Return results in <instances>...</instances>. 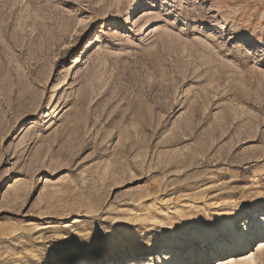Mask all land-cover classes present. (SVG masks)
I'll return each mask as SVG.
<instances>
[{"label": "rangeland", "instance_id": "obj_1", "mask_svg": "<svg viewBox=\"0 0 264 264\" xmlns=\"http://www.w3.org/2000/svg\"><path fill=\"white\" fill-rule=\"evenodd\" d=\"M263 207L264 0H0V264H264L198 256Z\"/></svg>", "mask_w": 264, "mask_h": 264}, {"label": "bare ground", "instance_id": "obj_2", "mask_svg": "<svg viewBox=\"0 0 264 264\" xmlns=\"http://www.w3.org/2000/svg\"><path fill=\"white\" fill-rule=\"evenodd\" d=\"M137 6L138 4L134 5L133 8ZM227 226L231 229L230 233L227 235L212 236L207 249L199 253L198 256L201 257L207 254L208 251H210L209 255L212 254V256H215L217 254L230 253L236 249L243 250L256 235L264 236V207L262 208V213L258 214V218L255 221H246L238 229L233 227V222H229ZM178 245H180V243H173L172 245H165L163 248L169 250L178 247ZM196 259H198L196 253L190 251L189 253L179 254L178 257H173V261L167 264H187L190 260L195 261Z\"/></svg>", "mask_w": 264, "mask_h": 264}]
</instances>
